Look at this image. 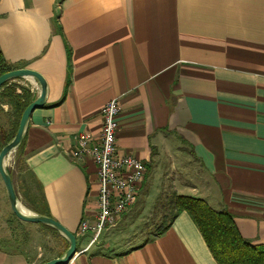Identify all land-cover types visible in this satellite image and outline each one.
<instances>
[{"label": "crops", "instance_id": "crops-1", "mask_svg": "<svg viewBox=\"0 0 264 264\" xmlns=\"http://www.w3.org/2000/svg\"><path fill=\"white\" fill-rule=\"evenodd\" d=\"M0 49L12 70L36 71L47 84L12 178L30 211L76 236L69 264H218L186 212L163 234L114 249L144 236L131 232L156 203L145 192L150 167L171 157L188 179L194 168L197 186L178 191H199L186 195L227 210L248 242L264 245V0H0ZM9 83L31 102L38 96L31 79ZM114 99L119 154L148 172L135 206L87 249L79 228L96 223L98 168L73 152L82 136L100 141L102 109ZM28 224L55 232L61 251L43 258L33 235L25 250L0 246V264H44L69 248L59 232Z\"/></svg>", "mask_w": 264, "mask_h": 264}, {"label": "rangeland", "instance_id": "rangeland-1", "mask_svg": "<svg viewBox=\"0 0 264 264\" xmlns=\"http://www.w3.org/2000/svg\"><path fill=\"white\" fill-rule=\"evenodd\" d=\"M21 117L22 114L19 116V114L15 113L14 109L7 102L0 100V130H3L5 132V137L8 136L11 137L16 133ZM1 145L3 147V143H1ZM1 149L2 148H0V151ZM17 157H18L17 151L14 154H12L11 157H9L10 161L8 163V169L11 170V172H13L16 169ZM171 159L174 160L175 162L174 164L171 163ZM160 169L158 170L156 165H151L149 178L145 187V192L147 194L149 192L155 191L156 203L152 208V212H150L147 215L148 216L147 220L143 219L139 224L138 228H135L131 232V233L140 232L144 234V236L142 238L139 237L138 241H135V243H131L132 242L131 238H133L132 236H130L129 239L122 238L121 240H115V243L113 245L115 251L126 248L127 246L125 245H129V247H131L138 243L140 244L151 234L158 233L164 224L163 222L165 215L168 216H170V214L172 215L173 210H170L171 208L169 202L172 201L173 196L175 194H182V195L199 194L198 193L199 191L190 190L193 187L188 186L189 184H194L197 186L196 181L192 183L190 178L193 177V173L191 171H193L194 168L190 170V177L188 179L187 175L184 173V170L181 166L180 159L178 160L175 157H171L167 161V164L164 163L163 165H161ZM185 169L189 170L190 167L187 166V168ZM188 181H190V183ZM153 185H155L154 188L152 187ZM156 185H158V193L156 192ZM182 185H187V187L190 189H185V191L184 189H182L181 191H178V189H181ZM146 193L141 198L142 203L145 199ZM23 199L24 196L23 197L21 196L19 201L21 205H23L26 209H28V207L24 204L25 199L24 200ZM28 210L30 211V209ZM39 231L40 229L38 227L34 228V226H31L30 224L20 221L13 214L4 183L0 177V246L12 251H17V250L22 251L25 250L27 244L31 243V241H29V238H32L33 235H37L36 238H38L37 240L38 244L35 246L37 247L42 246V250L46 251V252L43 251L44 253V256H42L43 258L44 257L46 258L48 254H50V252L54 254V252L61 251V244L59 243L55 232L49 231L45 228H43L41 234ZM128 241L131 242L128 243ZM40 256H41L40 254L39 255L36 254L33 257H40Z\"/></svg>", "mask_w": 264, "mask_h": 264}, {"label": "built area", "instance_id": "built-area-1", "mask_svg": "<svg viewBox=\"0 0 264 264\" xmlns=\"http://www.w3.org/2000/svg\"><path fill=\"white\" fill-rule=\"evenodd\" d=\"M121 109L117 99L102 109L103 132L100 141L93 143L87 136L76 140L73 158L91 156L98 168L99 213L96 223L83 220L79 236L89 235L87 249L98 244L102 234L115 226L124 214L137 203L148 172L147 166L134 157H124L117 148L118 118Z\"/></svg>", "mask_w": 264, "mask_h": 264}, {"label": "trees", "instance_id": "trees-1", "mask_svg": "<svg viewBox=\"0 0 264 264\" xmlns=\"http://www.w3.org/2000/svg\"><path fill=\"white\" fill-rule=\"evenodd\" d=\"M10 71H13L12 67L0 49V76ZM0 100L7 102L20 116L31 102V92L18 84L7 83L0 90ZM15 134L5 137V132L0 130V148L3 149ZM23 145L24 141L17 150V160ZM10 173L12 175L11 170ZM169 205L170 210H173L172 215H165L159 235L168 230L180 214L186 212L197 225L218 264H264V245L254 246L248 242L227 210H216L204 199L178 194L173 196Z\"/></svg>", "mask_w": 264, "mask_h": 264}, {"label": "water", "instance_id": "water-1", "mask_svg": "<svg viewBox=\"0 0 264 264\" xmlns=\"http://www.w3.org/2000/svg\"><path fill=\"white\" fill-rule=\"evenodd\" d=\"M17 79H31L38 85L39 93L38 96L27 106L24 110L22 117L19 122V126L14 138L0 151V177L4 183L8 200L12 209L13 214L22 222L41 224L52 228L59 232L65 237L69 243V248L60 258L51 260L44 264H69L76 256L77 250V238L76 236L61 225L58 221L53 218L33 213V215H26L20 209V201L14 186L13 178L6 165L7 158L18 150L25 139L27 127L31 118L32 113L44 106L46 95H47V84L42 75L38 72L30 69H18L5 73L0 76V90L4 85L10 81Z\"/></svg>", "mask_w": 264, "mask_h": 264}, {"label": "bare ground", "instance_id": "bare-ground-1", "mask_svg": "<svg viewBox=\"0 0 264 264\" xmlns=\"http://www.w3.org/2000/svg\"><path fill=\"white\" fill-rule=\"evenodd\" d=\"M15 152H13L12 154H14ZM11 154V155H12ZM11 155L9 156V157H11ZM7 158V160H6V165L8 166V163H9V159L10 158ZM20 209H21V211L23 212V213H25L26 215H33V212H30L28 209H26L23 205H20Z\"/></svg>", "mask_w": 264, "mask_h": 264}]
</instances>
